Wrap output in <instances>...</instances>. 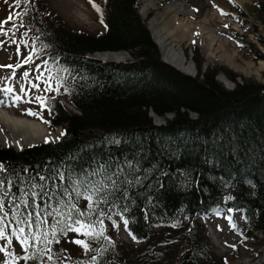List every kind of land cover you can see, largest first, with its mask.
Segmentation results:
<instances>
[{"label": "trees", "instance_id": "trees-1", "mask_svg": "<svg viewBox=\"0 0 264 264\" xmlns=\"http://www.w3.org/2000/svg\"><path fill=\"white\" fill-rule=\"evenodd\" d=\"M254 1L264 21V0ZM8 4L13 19L1 25L28 58L7 64L32 68L41 61L52 85L43 96L46 123L62 129L54 142L0 145V241L6 248L0 262L220 264L204 222L218 210L241 214L242 236L264 237V82L239 80L224 68L235 82L228 88L218 79L220 68L202 69L196 46L195 75L164 62L138 0H101L96 11L103 28L94 33L71 25L49 0ZM233 7L245 13L236 1ZM121 50L135 62L91 57ZM252 50L263 57L254 44ZM151 110L166 122L157 125ZM101 181L106 187L90 208V185L101 187ZM70 204L84 215L73 209L69 220ZM77 219L91 236L61 230ZM120 223L134 244L120 237ZM42 233L46 239H34Z\"/></svg>", "mask_w": 264, "mask_h": 264}, {"label": "rangeland", "instance_id": "rangeland-1", "mask_svg": "<svg viewBox=\"0 0 264 264\" xmlns=\"http://www.w3.org/2000/svg\"><path fill=\"white\" fill-rule=\"evenodd\" d=\"M100 1L94 0V3L98 5ZM148 1H152L154 5L150 8L147 16V24L149 19L157 14L160 17L165 16L166 10L172 2L180 3L179 17L184 18L187 23L189 22L193 26L192 37L179 39L188 59L191 58L196 64L197 71L189 72L191 75H195L199 70L196 63L197 54L194 49L196 46L203 59V70L208 67H218L220 68L219 74H225L223 72L225 68L239 75V80L242 79V75L264 82V21L253 9L254 0H138L140 14L143 12L144 2ZM233 1L239 3L245 13L235 9ZM8 2L9 0H0V22L10 15L12 16ZM49 2L71 25L91 33L102 31L103 27L98 20L96 8L93 7L90 0H49ZM11 37V33L9 34L0 23V88L2 90L12 88L13 91L7 94L9 96L10 94L19 95L21 100L18 102H20L19 107L21 108L10 106L9 102L10 105H0L3 106L0 107V110L8 115L12 113L7 111L13 110L15 107V112L18 115L13 114V116L18 118L19 116L37 117L48 127L46 112L42 103L36 98L40 97L43 100V96L51 90V82L44 74V68L39 59L32 61L34 68H29V65L8 67L7 63L13 64L18 60L23 59L24 61L26 57L28 58V51L15 45ZM211 43L213 55L207 57L206 51L209 50L204 45ZM253 44L262 52L261 59H258L255 51L252 50ZM126 52L131 56L130 61L134 63L132 54ZM28 63L25 62V64ZM25 69L28 74L30 73L29 77L23 74ZM29 109L37 115H29L27 112ZM172 116V114L169 115L170 118ZM54 130L57 131L58 136L61 128ZM57 136L53 139L54 141ZM0 145L4 147L10 145L16 149L23 147H17L10 141L0 142ZM204 222L208 225L210 238L216 252L223 258L220 264H264V237L258 233H255L254 237L242 236L238 229V225L244 224L240 213L231 215L224 210H218L204 218ZM118 232L125 242L134 244L122 223L118 225ZM257 236L262 238L255 239ZM0 248H3L1 241ZM3 253L0 251V256H3Z\"/></svg>", "mask_w": 264, "mask_h": 264}, {"label": "bare ground", "instance_id": "bare-ground-1", "mask_svg": "<svg viewBox=\"0 0 264 264\" xmlns=\"http://www.w3.org/2000/svg\"><path fill=\"white\" fill-rule=\"evenodd\" d=\"M153 5L152 1L144 2L142 6L143 12H141V14L146 19H148L147 16ZM179 12H181L180 3L172 2L170 7L166 10L165 16L160 17V15L157 14L151 17L148 26L150 27L155 40L161 46L165 59L182 69L184 72H190L192 70L195 72L197 69L195 62L188 59L184 52V48L179 42V39L183 37L193 36V26L190 25L189 22L187 23V20L184 18L181 19L178 15ZM211 46L212 43L204 45V47L209 50L208 52L206 51L207 57L213 55ZM99 56L104 59L123 61L127 60L129 55L127 52H105L99 54ZM226 61H228V59ZM10 104L8 102L7 105ZM13 108V110L7 111L8 113H12H6L8 115H5L3 111L0 110V129H2V131H0V142L6 143L10 141L15 146L20 147L40 142L54 141L53 139L57 136L56 130L47 127L41 121L34 118H26V116H19L18 118L17 116H13V114L18 115L15 112L16 108Z\"/></svg>", "mask_w": 264, "mask_h": 264}, {"label": "snow or ice", "instance_id": "snow-or-ice-1", "mask_svg": "<svg viewBox=\"0 0 264 264\" xmlns=\"http://www.w3.org/2000/svg\"><path fill=\"white\" fill-rule=\"evenodd\" d=\"M15 3L19 4V0H15ZM90 3H93V7L96 8V10L98 12L100 11L99 6L94 3V0H90ZM12 19H13V17L11 15L7 18V20H12ZM6 22L7 21H3V22H0V23H6ZM101 23H103V20H101ZM225 27H227V25H225ZM8 67H11V66L9 65ZM17 67H19V65H17ZM24 75L27 76L28 73L25 72ZM3 91L5 92V94H7V93H11L13 91V89L9 87V88L4 89ZM21 91H23V89H21ZM11 99H12V103H11L10 106H15L16 102L21 100V97L19 95H15ZM36 99L38 101H40L41 103H43V100L40 97H37ZM0 104L7 105L8 101L6 99H0ZM27 112H28L29 115H37V113L32 112L31 109L27 110ZM0 131H2V129H0ZM62 135H63V133H62ZM0 167H2V166H0ZM92 175H95V173H92ZM108 179L112 180L111 177H108ZM112 183H113V185H115V181H112ZM100 185H101V187H97L95 184H91L90 185L91 191L87 195V200L89 201V207L90 208L93 207V204L91 203L92 199H93V196H95L98 192H100L102 187H106V185L103 184V181L100 182ZM2 188H3V181H0V189H2ZM86 191H88V189H86ZM77 194L81 195V193L78 190H77ZM32 195L35 196V195H37V193L33 192ZM4 196H7V192L4 193ZM66 207L69 210V220H71V215L70 214H71V211L73 209H76V211L79 213V215H81V216L84 215V213L79 212V209H77L75 204L66 205ZM3 210H4V199H3V197H0V212H3ZM54 211L56 212V215H58V216H62L63 215V213L59 209H56ZM229 211H231V209ZM4 215L6 216L7 213L4 212ZM37 215L39 216V214H37ZM49 215H51V213H49ZM59 223H61V221H57V224H59ZM127 223L128 222L125 221V226H127ZM57 224H53V226H52L53 235H55ZM88 228H89L88 225H85L84 223H82L80 220L77 219V220H72L71 223H66L64 228L61 229V230L62 231L70 230V231H74V232L83 231L84 235L91 236L92 233L90 231H88ZM16 231H18L20 234H23L25 232V229L23 227H20ZM41 235H43L44 238L46 239L47 233H42L40 235H35L34 234V239L40 240L41 239ZM96 235H100V233H96ZM3 238H4V231H3L2 228H0V239H3ZM133 238L135 239V237H133ZM20 242H21V244H24V245L28 244V237L24 236L21 239ZM73 242L78 244V245H81L85 249L89 248V244L85 240L76 239ZM8 243H11V240H9ZM0 251H6V248H0ZM8 255H11V253H8ZM49 259H51V257H49ZM95 259H96L95 257L92 258L93 262H95ZM0 264H6V262H0Z\"/></svg>", "mask_w": 264, "mask_h": 264}, {"label": "water", "instance_id": "water-1", "mask_svg": "<svg viewBox=\"0 0 264 264\" xmlns=\"http://www.w3.org/2000/svg\"><path fill=\"white\" fill-rule=\"evenodd\" d=\"M148 28H149V30H150V32H151V34H152V37L154 38L153 33H152V31H151V29H150L149 26H148ZM154 41L156 42V44H157L158 47H159V50H160V53H161V55H162V58H163L164 62H166V63L170 64L171 66H173L174 68H176V69H178V70L184 72L182 69H180V68L177 67L176 65L170 63L167 59L164 58V56H163V51H162V49H161V46L158 44V42L155 40V38H154ZM105 52H113V53H115V52H126V51H104V52H96V53L93 54L91 57H93V58H97V59H101V60L104 61L105 63H111V62H117V63H119V64L132 63V61H130L131 56H130L129 54H128V55H129V56H128V59H129L128 61H127V60H123V61H122V60H114V59H104V58H102V57L99 56V54H101V53H105ZM190 60H192V59L190 58ZM195 66H196V64H195ZM196 71H197V69H196ZM196 71H195V72H196ZM190 72L192 73L193 70L190 71ZM185 73L190 74L189 72H185ZM218 78H219L221 81H223L224 84H225L228 88H233V87L235 86V82L232 81L231 79H229V78H228L225 74H223V73L218 74ZM226 78H227V80H226ZM68 106H69L71 109H74V110H75V108H74L72 105H69V104H68ZM150 113H151V115L154 117L155 123H156L157 125H161V124H164V123H165V120H166V119H165L164 117H162V116L156 114L153 110H151ZM169 115H170V114H167V117H168V118H170ZM172 115H173V114H172ZM192 115H193L194 117H196V113H192Z\"/></svg>", "mask_w": 264, "mask_h": 264}]
</instances>
